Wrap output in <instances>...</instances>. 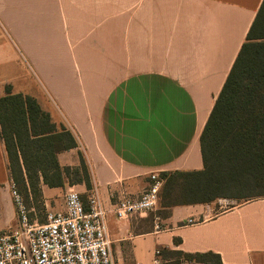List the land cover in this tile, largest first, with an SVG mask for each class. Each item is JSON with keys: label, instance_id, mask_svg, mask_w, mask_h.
Returning <instances> with one entry per match:
<instances>
[{"label": "crops", "instance_id": "obj_1", "mask_svg": "<svg viewBox=\"0 0 264 264\" xmlns=\"http://www.w3.org/2000/svg\"><path fill=\"white\" fill-rule=\"evenodd\" d=\"M262 2L0 0V97L29 95L74 133L58 162L85 157L115 264H171L175 251L264 264V198L216 214L227 199L115 211L152 173L203 169L201 133ZM12 185L0 138V231L16 224ZM73 188L85 198L84 184H42L46 213L63 212Z\"/></svg>", "mask_w": 264, "mask_h": 264}, {"label": "trees", "instance_id": "obj_2", "mask_svg": "<svg viewBox=\"0 0 264 264\" xmlns=\"http://www.w3.org/2000/svg\"><path fill=\"white\" fill-rule=\"evenodd\" d=\"M0 138L10 177L26 201L40 202L42 184H84L87 207L93 185L85 157L80 156L78 167H61L58 162V154L78 146L76 136L56 123L35 98L5 88L0 97ZM200 148L202 170L161 175L162 207L219 199L240 205L264 198V0L201 133ZM171 256V264H222L212 252L175 251Z\"/></svg>", "mask_w": 264, "mask_h": 264}, {"label": "built area", "instance_id": "obj_3", "mask_svg": "<svg viewBox=\"0 0 264 264\" xmlns=\"http://www.w3.org/2000/svg\"><path fill=\"white\" fill-rule=\"evenodd\" d=\"M163 185V178L152 173L138 198L125 197L118 203L117 217L124 219L155 211ZM11 193L16 224L0 231V264H115L107 232V212L94 185L87 193V207L78 192L69 190L64 211L47 213L45 223L30 219L14 184Z\"/></svg>", "mask_w": 264, "mask_h": 264}, {"label": "rangeland", "instance_id": "obj_4", "mask_svg": "<svg viewBox=\"0 0 264 264\" xmlns=\"http://www.w3.org/2000/svg\"><path fill=\"white\" fill-rule=\"evenodd\" d=\"M15 188L17 189V191L19 192V194L23 198L24 205L27 208V210L29 211L30 219L31 220L37 219L39 223H45L46 222L47 213L44 210V207L42 206L43 205L42 198H41V200L39 199L40 202H38V201L36 202V200L33 199V198H30L28 201H26L25 196L18 190L17 186H15ZM72 190L78 192V188H73ZM82 197L85 200L83 195H82ZM260 198H263V197H260ZM260 198H256V199H260ZM256 199H253V200H256ZM247 202H249V201H247ZM234 203L238 204V202H236V201L232 202V201H229V200H224L222 202V204H220V205L218 204L216 206V208L214 210L215 212L213 214L228 210L232 206H235Z\"/></svg>", "mask_w": 264, "mask_h": 264}]
</instances>
